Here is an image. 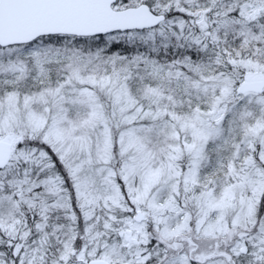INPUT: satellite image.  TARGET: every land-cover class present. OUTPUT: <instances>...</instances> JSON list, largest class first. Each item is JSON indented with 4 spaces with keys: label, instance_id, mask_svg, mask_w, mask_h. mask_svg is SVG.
<instances>
[{
    "label": "snow or ice",
    "instance_id": "snow-or-ice-1",
    "mask_svg": "<svg viewBox=\"0 0 264 264\" xmlns=\"http://www.w3.org/2000/svg\"><path fill=\"white\" fill-rule=\"evenodd\" d=\"M0 264H264V0H0Z\"/></svg>",
    "mask_w": 264,
    "mask_h": 264
}]
</instances>
